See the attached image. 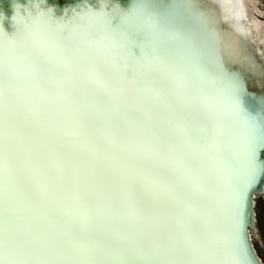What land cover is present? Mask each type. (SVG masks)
Returning <instances> with one entry per match:
<instances>
[{"label":"snow or ice","instance_id":"6c2138e0","mask_svg":"<svg viewBox=\"0 0 264 264\" xmlns=\"http://www.w3.org/2000/svg\"><path fill=\"white\" fill-rule=\"evenodd\" d=\"M61 2L0 11V264H253L264 96L183 0Z\"/></svg>","mask_w":264,"mask_h":264},{"label":"water","instance_id":"95a60500","mask_svg":"<svg viewBox=\"0 0 264 264\" xmlns=\"http://www.w3.org/2000/svg\"><path fill=\"white\" fill-rule=\"evenodd\" d=\"M80 2V1H78ZM74 2V3H78ZM174 0H128L129 4H141L149 5L152 3L167 5L173 3ZM184 3L191 4L193 7L189 10L198 19L202 30L214 37L216 42L219 35H221L219 18L214 12V6L216 5L214 0H183ZM13 0H0V11L10 12ZM213 6V7H212ZM216 9V8H215ZM152 14V9H145V15ZM221 22V18H220ZM223 44V43H222ZM226 47V48H225ZM225 47H218L219 53L226 65L236 69L241 76L246 88L253 97L248 98V102L253 106L254 111L252 112L253 117H259L260 114V98L264 96V80L263 72L259 64L254 62L251 54H248L247 43L239 45L236 50V55L229 51L227 45ZM261 187L264 191V178L254 180L250 183V186L246 191L245 205L242 216V241L247 249L248 255L253 261V264H261L257 259L251 243L249 241V235L247 226L252 225L254 221L253 213V192H258V188Z\"/></svg>","mask_w":264,"mask_h":264},{"label":"bare ground","instance_id":"6f19581e","mask_svg":"<svg viewBox=\"0 0 264 264\" xmlns=\"http://www.w3.org/2000/svg\"><path fill=\"white\" fill-rule=\"evenodd\" d=\"M80 0H62L61 7L65 4H72ZM216 5L213 7L214 12L220 15L219 27L221 30V35L218 36L216 40V46L225 47L228 46L229 51L236 55V50L239 45L247 43L248 54L250 53L254 59V62L259 64L263 72L264 80V21L258 19L259 15L254 13L255 0H214ZM216 8V9H215ZM258 11V10H257ZM259 12V11H258ZM257 12V13H258ZM223 43V44H222ZM226 48V47H225ZM264 188V187H263ZM259 187L258 192H253V215L254 221L256 220L255 208H256V198L258 194H261L263 190ZM254 221L252 225L247 226V231L249 235V241L251 243L252 249L261 264L262 260L258 257L257 251L253 245V232L256 228L254 226ZM256 223V222H255ZM254 226V227H253Z\"/></svg>","mask_w":264,"mask_h":264},{"label":"rangeland","instance_id":"374dc122","mask_svg":"<svg viewBox=\"0 0 264 264\" xmlns=\"http://www.w3.org/2000/svg\"><path fill=\"white\" fill-rule=\"evenodd\" d=\"M255 1V8H257L259 12L255 9L254 13H256V15H259L260 13L258 19L264 21V0ZM255 198L256 220L254 221V226L256 225V228L253 232L252 242L255 247V250L257 251L258 257L262 260V263L264 264V191L261 194H258V196H255Z\"/></svg>","mask_w":264,"mask_h":264}]
</instances>
